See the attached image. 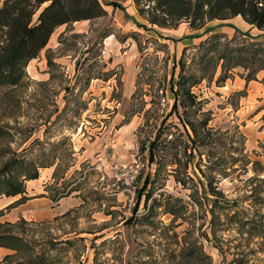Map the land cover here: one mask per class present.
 Segmentation results:
<instances>
[{
    "label": "rangeland",
    "instance_id": "rangeland-1",
    "mask_svg": "<svg viewBox=\"0 0 264 264\" xmlns=\"http://www.w3.org/2000/svg\"><path fill=\"white\" fill-rule=\"evenodd\" d=\"M98 1L105 16L55 29L22 82L0 88V170L11 164L4 178L61 210L1 218L0 234L21 240L4 264H264L258 240L228 230L221 210L264 214L245 197L260 189L249 179L264 177V70L246 63L220 82L217 59L227 43L248 57L264 30L237 17L165 31L130 0ZM213 35L216 50L201 58L198 45ZM180 66L197 81L194 104L172 111ZM32 172L35 181L22 180Z\"/></svg>",
    "mask_w": 264,
    "mask_h": 264
},
{
    "label": "trees",
    "instance_id": "trees-1",
    "mask_svg": "<svg viewBox=\"0 0 264 264\" xmlns=\"http://www.w3.org/2000/svg\"><path fill=\"white\" fill-rule=\"evenodd\" d=\"M130 1L141 19L148 25L158 28L173 29L179 23L185 22L189 29L197 30L212 20L223 21L239 17L249 27L258 31L264 30V0ZM105 14L106 12L98 0H2L0 3V88L15 87L22 82L27 63L38 56L56 28L76 22L91 21L101 18ZM219 36L213 35L198 45L201 52L203 51L201 58H206L208 54H212L216 50L218 45L216 41L220 38ZM234 40L232 38L229 42L232 43ZM226 45L217 55L222 73V77L218 78L220 82L227 79V72L230 69L235 67L247 69L246 63L256 65L257 71L264 70V60L257 57L259 53L264 57V45L249 42V47L253 51L248 57L245 56L246 58L242 56L244 52V49L241 48L242 44L227 43ZM254 47L256 48L254 49ZM198 71L202 73L204 69H198ZM253 73L254 71L246 72L243 78L245 83L254 80ZM196 83L195 77L185 76L182 66H180L176 81L178 92H172L173 88L171 87L174 97L172 111H175L179 105L186 108L187 102L189 107L194 104L193 97L189 94V88ZM178 95L186 96V99L179 102ZM261 110L263 112L261 120L264 121V106ZM202 125L204 127L205 122ZM192 133L196 134L193 129ZM251 164L259 166L258 162ZM9 168H12L11 164H5L0 170V195L5 197L20 195V198L15 202V204H19L26 199L23 196L24 187L22 181L13 178V176L4 178V173H9ZM197 170L201 173L198 168ZM252 171L256 172L254 169ZM22 177V180H33L37 178V173L32 172ZM256 177L249 179L248 183L259 182L260 189L252 186L250 190H246L245 197L249 203L248 207L257 206L254 212L258 215V209H264V177ZM209 193L213 196V193L218 192L212 188ZM212 203L213 206L209 208L211 216L216 212L214 207L218 204V200L214 197ZM235 206L226 204V207L221 208V210L227 211L229 224L232 225L228 224L227 229L235 231L240 236L246 235L244 241L247 243L258 240L259 246H262L261 249L264 251V214H260L256 220L250 219L251 214L247 208ZM238 209L243 213L240 214ZM213 225L212 223L211 227ZM217 225L222 227V224ZM20 242L18 237L0 234V247L16 250L14 243ZM237 255L239 254H235V256ZM229 264L239 263L234 260ZM240 264H245V262Z\"/></svg>",
    "mask_w": 264,
    "mask_h": 264
},
{
    "label": "crops",
    "instance_id": "crops-1",
    "mask_svg": "<svg viewBox=\"0 0 264 264\" xmlns=\"http://www.w3.org/2000/svg\"><path fill=\"white\" fill-rule=\"evenodd\" d=\"M233 18H237V17H233ZM233 18H231V19H233ZM212 21H215V20H212ZM217 21H219V20H217ZM223 21H226V20H223ZM209 22H211V21H209ZM76 23H79V22H76ZM72 24H75V23H72ZM63 26H65V25H62L60 27H63ZM60 27H58L56 29H59ZM160 29H163V28H160ZM175 29H170V30L174 31ZM164 30L167 31V29H164ZM166 37H169V36H166ZM181 40H182V42H184L185 40H188V39H181ZM32 60H34V59H32ZM31 181H35V179L31 180ZM28 191L29 190L27 188H24L23 196L26 199L22 203H19V204H15V202L20 198V195H15L12 197H5L3 195H0V219L5 218V221H9V222H15L19 218L36 220V219L41 218V217L55 216L56 213H59L61 211V210H58L59 212H57V211L56 212L55 211L54 212H51V211L48 212L47 211L48 210L47 209L48 208V202H49L48 199L45 197L33 198L29 194ZM6 210H7V212H6ZM14 253H15V250H10L8 248L0 247V264H4L6 258L9 259L12 255H14Z\"/></svg>",
    "mask_w": 264,
    "mask_h": 264
},
{
    "label": "built area",
    "instance_id": "built-area-1",
    "mask_svg": "<svg viewBox=\"0 0 264 264\" xmlns=\"http://www.w3.org/2000/svg\"><path fill=\"white\" fill-rule=\"evenodd\" d=\"M139 166H140V165L137 164V163L134 165V168H133V170L131 171V173H132V177H133V178H134V177L136 176V174L138 173V171H139V169H140Z\"/></svg>",
    "mask_w": 264,
    "mask_h": 264
}]
</instances>
